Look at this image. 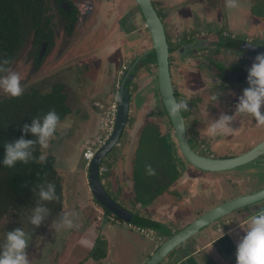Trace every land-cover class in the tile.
<instances>
[{
  "label": "rangeland",
  "instance_id": "obj_1",
  "mask_svg": "<svg viewBox=\"0 0 264 264\" xmlns=\"http://www.w3.org/2000/svg\"><path fill=\"white\" fill-rule=\"evenodd\" d=\"M72 1L81 10V16L75 26L76 31L74 35L69 37L64 31V23L56 18L54 20L55 26L52 28L54 31L53 43L56 45L53 48V53L51 52L42 66L37 69L33 66H19L12 69V71L20 75L24 92L29 91L31 88L46 91L55 82H64L73 85L74 80L79 79L80 73L83 71L81 70L79 72V67H75L81 65L82 61L80 58H83L86 54L92 58L97 55L95 57L97 66L104 63V54H92V40L91 42H87L88 45L85 43L86 45H78L75 48L73 40L77 38V35L78 37H80V34L84 35L85 33L91 35L93 34V30L98 29H104L109 35H117L122 29L128 27L117 12V15L113 13V3L115 0ZM152 2L155 3H153L154 6L156 5L155 8L157 7V9L163 10L165 14L163 22L165 23V30L169 38L168 41L173 47L171 53L173 59V66L171 68L172 84L177 93L178 102L184 100L188 103V111H183L187 136L192 137L196 142L199 147L198 150L201 149V153L213 157L234 156L246 151L263 140L264 126L258 125L250 115H236L235 120L230 125L233 133L226 137L217 136L211 138L205 135L204 130L210 122L219 119L221 114L235 115L238 98L245 89L240 82L234 81L231 82L229 87L226 88L223 86L220 88L222 84H220L221 82L217 77L213 76L212 65L215 63L224 68L236 66L239 69H244L248 68L249 62L253 63L255 61V58L243 53L234 54L224 52L220 49H217L213 53V48L216 44L215 41L209 42V37L212 34L215 36L223 34L235 35L246 41L250 40L255 46L258 45L257 47L262 49L263 52L264 0L240 1L247 10L244 13L247 14V18L241 24L228 22L227 17L233 10L229 11L225 7V0H152ZM130 4L136 5L134 0H119L120 9L118 12L123 11L125 9L124 7L127 5L130 6ZM222 7L225 8V12H223L224 8ZM105 10H108V12L106 13ZM176 10H178V13H173ZM205 10L207 11L206 13ZM93 13L96 14L94 15ZM120 15L122 16L124 14ZM238 21L235 20L236 23ZM143 26L144 23L141 21V27ZM77 30H79L78 33H76ZM185 34H190L191 37L195 36L197 39L201 38L199 46L201 48L208 47L207 50L209 49V52L201 51L199 54L198 52L189 51L188 56L187 54L185 55L186 57L191 56L190 61L182 55L180 56V52H177V47L183 45L182 42L184 41L180 39ZM144 39V50L147 51L146 55H152L150 50L151 42L147 33L146 35L144 34ZM210 39H216V37ZM189 44L187 43L185 45ZM69 53L73 56L72 58H70ZM212 58L216 62L209 63ZM137 63L135 64L136 66ZM205 64L208 67L204 66ZM75 71L78 74H75ZM155 72L156 66L154 62L146 66L139 65L136 69L135 76L132 79L134 84V88H132V123L135 125H149L151 128H154L152 134L156 138L154 140L149 138V140H152L155 149L154 151H149L150 153L147 156L150 157L149 164L156 170L157 175L162 177V188H158L152 196H139L138 199L143 198L150 201L158 195L162 196L160 195L161 193L167 192L169 199L173 198L177 200L180 192L183 193L181 195H185L186 193V195L196 197L197 200L192 202L189 210H186V212L191 214L198 213L199 211L197 210L199 208L200 210L203 208L204 211H207L221 203L224 199H231L263 187L264 156H261L256 164L250 165L249 167H239L220 173L199 171L184 160L177 149L173 129L161 106ZM202 91L204 92L202 101H193L192 98L200 95ZM211 91L217 96V101L214 103L209 101L208 98V94L212 93ZM7 96L3 91H0V97ZM72 99L74 100L75 98ZM147 119L150 120V124H147L148 122L146 123ZM136 130L137 128L135 126L133 131ZM165 135L168 143L174 145V156L171 148L167 144L160 143V141H163ZM147 136L150 137L151 135L143 132V136H138V139L143 137V139H147ZM149 140L144 144H147ZM54 145L55 143H50L47 154L49 150L56 151L53 148ZM147 145L150 146L151 144L148 143ZM155 151L156 153H154ZM73 163L76 164V158L73 160ZM178 166H181V169ZM70 169L71 171L68 170L66 173L63 171L60 174L63 197L60 211L62 212L51 214L45 219L47 225H44L45 227L42 229L44 235L41 236L40 233L36 232L37 228L32 226L29 221L32 209L36 205L31 206L29 202H26L22 203L19 208L10 209L6 215L0 218V246L5 242L8 231L21 227L31 235L30 243L26 251L31 246L35 248L32 252H28V254L34 253L35 256L40 255L42 257L44 255L45 259L38 261L39 264H49L53 259H57L58 256L60 258L58 264H71L77 259H80V253L74 252L72 254L73 258H67L66 261L64 254L70 245L77 240L78 235L87 233L88 237L94 236L97 227L102 226L103 223H107L108 216L93 201L92 195L89 193L86 185L87 171L84 169L82 159L78 166L75 165V168ZM159 198L160 200L163 199L161 197ZM135 199H137L136 196H131L133 202ZM171 208L174 209V204H171ZM61 213L71 214L76 227L72 229H57L55 222L59 221ZM207 228L209 230V227Z\"/></svg>",
  "mask_w": 264,
  "mask_h": 264
},
{
  "label": "crops",
  "instance_id": "obj_2",
  "mask_svg": "<svg viewBox=\"0 0 264 264\" xmlns=\"http://www.w3.org/2000/svg\"><path fill=\"white\" fill-rule=\"evenodd\" d=\"M113 4V13L116 14L117 12L128 27L122 29L117 35H109L104 29H98L93 30V34L91 35L86 33L84 35L80 34V37L77 36L73 40L75 48L78 45H86L85 43L92 40V54H104L105 60L103 64L97 66V62H95L97 55L93 58L87 56V54L84 55L83 58H80L82 61L81 65L75 67H79V72L83 70L80 73L79 79L74 80L73 85L62 82L66 86V103L70 112L61 122H65L67 118L70 121V127L56 133V138L50 142L55 143L53 148L56 151L49 150L47 154V157L53 156L55 159L54 169L59 179H61L60 174L63 171L65 173L68 170L71 171L70 168H75V165L78 166L81 161L80 144L83 139L97 132L98 118L103 106H106L109 101L115 98L117 90L116 82L122 76L119 74L121 68L125 66L126 69H133L136 66V62L147 54V51L144 50V34L146 35L147 32L144 26L141 27V21L143 20L137 6L130 4V6L124 7L123 11L118 12L120 9L119 0H115ZM246 11L244 5L241 4L238 9H234L233 14L238 17L239 21L236 23L231 20L232 24L244 23L247 18V14H244ZM105 12L107 13L108 10H105ZM173 13H178V10ZM120 14L124 15L121 16ZM213 36L212 34L209 38H214ZM209 40L214 41L213 39ZM189 51L201 53L203 50L201 47L194 46L190 42L189 45L182 47L180 56L182 55L188 59L185 54L188 56ZM214 52L216 50H213ZM134 54L137 56L135 60H133ZM72 57L70 54V58ZM214 65L216 64L214 63ZM138 66L135 68L137 69ZM217 68L220 69L222 66L217 65ZM75 74L78 73L75 71ZM132 88H134L133 82L130 84L131 92ZM72 98L75 99L73 100ZM132 117L131 94L129 106L130 123L124 129L125 135L121 137L122 139H119L121 140L120 145L115 146L106 156L109 172L106 176V183L103 186L107 190V193L121 206L145 220V226L147 221L159 223L161 228L158 235L163 241L165 238L184 228L196 216L205 211L203 208L201 210L199 208L197 210L199 211L198 213L190 214L186 212V210H189L192 202L197 200L196 197L186 195V193L185 195H181L183 194L181 192L177 200L173 198L169 199L167 192L159 193L162 196L158 195L150 201L143 198L138 199L139 196H152L158 188H162V177L156 173L152 179L151 176L147 175L145 170L147 163H150V157L147 155L150 153L149 151H154L155 149L152 142L156 138L152 134L154 128L146 125H135L132 123ZM134 125L137 128L136 131H133ZM143 132H147L151 136H147V139H143L144 137L138 139V136H143ZM149 138L152 140L150 141ZM148 140L153 149L151 145H147L148 143L144 144ZM75 158L76 164L73 163ZM131 196H136L137 199L133 202ZM159 197L163 199L160 200ZM171 204H174V209L171 208ZM258 207L250 206L240 209L208 226L209 230L207 227L201 229L175 249L161 264H236V246L245 235L243 228L246 227L247 220L258 211ZM59 212L50 213L58 214ZM225 221L228 224H224ZM107 223L98 226L94 236L88 237L87 233L78 235L77 240L65 252V260L71 258L74 252H78L80 253V259L71 264H143L157 248L155 243L123 226L121 220L112 218L111 220H107ZM218 224H224L222 235L217 232ZM151 230L155 232L154 229ZM82 241H88L89 244L85 245ZM33 258L35 257L32 256L31 260ZM44 259V255L41 259L37 258V260L41 261ZM59 259L58 256L57 259H53L49 264H58ZM36 262L32 261L30 264H35ZM36 264L39 263L37 262Z\"/></svg>",
  "mask_w": 264,
  "mask_h": 264
},
{
  "label": "trees",
  "instance_id": "obj_3",
  "mask_svg": "<svg viewBox=\"0 0 264 264\" xmlns=\"http://www.w3.org/2000/svg\"><path fill=\"white\" fill-rule=\"evenodd\" d=\"M21 1L23 2V0H0V58L8 57V59H11L15 57L16 59H19L21 57L22 51L26 47L30 28H34V30L36 31L34 39L35 47L39 46L40 41H46L48 43L47 51L50 50L53 45L54 40L53 32L51 29V18H44V16L42 15L43 2H39L37 0L33 2L35 10H38L36 12L37 15H35L36 17H34L36 21L33 24H31L30 22L27 24V21L25 20L26 18H22V15L19 12L20 8H24ZM51 1L55 2V5H59L61 1L65 0ZM17 5L19 6L18 9ZM67 7L68 10L66 12L64 9L61 10L63 15L62 20L65 23L64 26L66 34L71 35L79 18V9L71 1H67ZM218 44L222 45L227 50H231L232 52L242 49L239 40L228 39L227 41H223L222 43ZM262 53H264V51ZM36 56L37 53H35V57ZM254 56L256 57L257 55ZM151 62L155 63L153 53L152 55H146L144 58L139 60L137 65L146 66ZM169 62L171 67L170 58ZM39 64L40 63L38 62L36 65L38 66ZM204 66L208 67V65ZM134 68L131 71L133 76H135L136 72V68ZM216 70H219V68L216 67ZM4 74L6 73H0V76ZM217 75L218 73L216 74V76ZM246 77L247 75H245V78ZM245 81L244 79H242L239 82H242L244 84ZM223 83L229 82L223 80ZM131 94L132 92L130 89V97ZM203 94L204 92L202 91L200 95L192 98L193 101H202ZM174 95L177 99V93L175 90ZM213 96H216L213 94V92L208 94L209 101H211L212 103L217 101V99H212ZM162 109L164 110L163 106ZM49 110H55L60 116L61 120L70 112V109L66 103V86L64 83H52L50 85V88L46 91L31 88L29 91H25L19 98H11L9 96L0 97V218L6 215L10 211V209H16L17 207L19 208L22 203L29 202L31 206L36 205V201L39 199L37 185L44 184L46 182L55 184L56 194L59 197V200L46 203L45 206L51 209L49 211L52 213H56L61 210V203L63 199L62 188L60 179L54 169L55 159L53 156H48L44 163L32 161L29 164L24 165L18 162L13 168H8L2 163L5 152V143L14 142L15 140L19 139L22 135L21 128L24 124H31V120L33 117H43V115H45ZM182 116L184 117L183 113ZM130 119H128V124L130 123ZM146 123L150 124V120H146ZM23 135L25 139H35L30 133ZM124 135L125 132L123 131L121 137H123ZM121 137L120 139H122ZM120 141L121 140H119V143ZM160 143L167 144L171 148L172 154L174 156V145L168 143L166 135L163 138V141H160ZM41 151L42 150L37 145L34 156L38 158L41 154ZM250 165L254 164H248L245 167H249ZM178 167L181 169V166ZM93 201L99 207H101L94 198ZM250 206H259V211L261 208H264V201L255 203ZM102 210L107 216H111L112 218L119 220L106 209L102 208ZM147 224L149 226L143 227L154 229L157 234L160 233L159 229L161 228V225L159 223L147 221L146 225Z\"/></svg>",
  "mask_w": 264,
  "mask_h": 264
},
{
  "label": "clouds",
  "instance_id": "obj_4",
  "mask_svg": "<svg viewBox=\"0 0 264 264\" xmlns=\"http://www.w3.org/2000/svg\"><path fill=\"white\" fill-rule=\"evenodd\" d=\"M225 7L229 11L238 9L239 0H225ZM8 64L10 60L7 58L0 61V73H6L0 76V91L11 98H19L24 93L21 77L17 72L5 67ZM246 81L248 87L238 98L235 115L221 114L219 119L208 124L204 130L205 135L211 138L231 135L233 129L230 125L236 115H250L258 125L264 126V111H262L264 110V53L255 57V61L247 71ZM212 99L216 100L217 96H213ZM169 109L173 114L188 111V103L184 100L173 101L169 104ZM68 127L70 121L66 118L65 122H61L55 110H49L43 117H33L31 124H24L21 128L22 135L19 139L5 143L3 165L13 168L18 162L24 165L32 161L44 163L50 142L56 138L58 131ZM27 133L35 139H25L23 134ZM37 145L42 150L38 158L34 156ZM145 170L149 176L156 175V170L150 164L145 166ZM37 188L39 199L29 217L30 224L35 228L41 226L42 222L51 215L45 204L59 200L54 183L46 182L37 185ZM55 227L72 229L76 225L71 214L61 213L59 221L55 222ZM243 229L245 235L236 246V264H264V208L249 217ZM30 239L31 235L21 227L8 231L5 242L0 246V264H30L26 253ZM82 243L89 244L88 241Z\"/></svg>",
  "mask_w": 264,
  "mask_h": 264
},
{
  "label": "water",
  "instance_id": "obj_5",
  "mask_svg": "<svg viewBox=\"0 0 264 264\" xmlns=\"http://www.w3.org/2000/svg\"><path fill=\"white\" fill-rule=\"evenodd\" d=\"M134 2L142 17L144 28L151 42L150 50L155 58V76L159 99L173 129L177 149L181 156L189 165L202 172H226L247 166L248 164H255L261 156H264V139L246 151L228 157H213L201 154L191 148L187 138L185 121L181 112L173 114L169 109V104L171 102L178 101L174 95L168 43L162 19L154 8L151 0H134ZM63 4L66 5V1ZM44 50L45 45L42 46L39 58L42 57ZM252 53L256 55L261 54L262 49L254 47ZM131 71L132 69H125L121 76L120 84L117 89V114L113 131L109 139L90 161L86 177L92 198H94L102 208L106 209L123 222L143 227L145 226V220L115 201L107 193L98 177V167L102 159L113 147L117 146L122 132L128 125L130 84L134 77ZM233 81L239 82L240 79H235ZM262 201H264V186L250 193L238 195L222 201L209 210L201 213L181 230L165 238L143 264H161L167 256L201 229L211 226L216 221L235 211ZM146 226L149 225L147 224Z\"/></svg>",
  "mask_w": 264,
  "mask_h": 264
},
{
  "label": "flooded vegetation",
  "instance_id": "obj_6",
  "mask_svg": "<svg viewBox=\"0 0 264 264\" xmlns=\"http://www.w3.org/2000/svg\"><path fill=\"white\" fill-rule=\"evenodd\" d=\"M37 1H41V2H43V7H42V9H43V16H44V18L45 17H48V18H51V29L52 28H54V26H55V24H54V20L57 18L60 22H63L64 23V21L62 20V12H61V10L62 9H64L65 10V12L68 10V7H67V1H71L72 3H74L75 5H76V3L75 2H73L72 0H65L66 1V5H64L63 3L65 2V1H61L60 2V4L59 5H55V2H52L51 0H37ZM152 1V0H151ZM241 0H239V3L241 4V2H240ZM22 2V1H21ZM33 2H35V0H23V2H22V4H23V6H24V8H20V10H19V12H20V14L22 15V18H26L25 20L27 21V24L30 22L31 24H33L36 20H35V18L34 17H36L35 15H37V11L38 10H35V8H34V4H33ZM154 2H152V4H153ZM16 4H17V2H16ZM155 4V3H154ZM242 5V4H241ZM77 6V5H76ZM154 6V5H153ZM156 6V5H155ZM155 6H154V8H155ZM18 5H17V9H18ZM77 8L79 9V18H80V16H81V10H80V8L77 6ZM222 8H224V7H222ZM156 9V11L158 12V14L160 15V17H161V19H162V22L164 21V12H163V10H159V9H157V7L155 8ZM224 11L223 12H225L226 10H225V8L223 9ZM94 14V13H93ZM231 14V16H229ZM229 15H228V17H227V19H228V22H230V23H232L231 22V20L232 21H235V20H239L238 19V17L235 15V14H233V12L232 13H230ZM79 18H78V21H79ZM77 21V22H78ZM77 22H76V24H77ZM64 25H65V23H64ZM63 25V26H64ZM76 26V25H75ZM163 26H164V29H165V23L163 22ZM64 31H65V26H64ZM76 31V28L74 27V29H73V31H72V33H71V35H68L69 37H71L72 35H74V32ZM52 32H53V40H54V31H53V29H52ZM79 32V30H77V32L76 33H78ZM75 33V34H76ZM165 33H166V30H165ZM84 34V33H83ZM28 38H27V43H26V47L24 48V50L22 51V54H21V57L18 59H16L15 57H13V58H11V59H9L10 60V64H8V65H6L5 67H7V68H9V69H14V68H17V67H19V66H33L34 68H39L40 66H42V64L47 60V58H48V56H50V54H51V52L53 51V48H54V46L56 45V44H54L53 43V45H52V47H51V49L50 50H48L47 51V49H48V43L46 42V41H40L39 42V46L38 47H35L34 46V39H35V35H36V31L34 30V28H30L29 29V33H28ZM78 36V35H77ZM215 36V35H214ZM213 36V37H214ZM211 37V36H210ZM216 37V39H213L214 41H215V47L213 48V50H222V51H224V52H229V53H234V54H247V56H249V57H253V58H255V56L254 55H256V54H253L252 53V49L254 48V47H257V46H255L254 44H252L251 43V41L250 40H245V39H241V38H239V37H236L235 35H228V34H223V35H218V36H215ZM166 39H167V43H168V51H169V49H170V51H169V58H170V60H171V67H170V69L172 68V66H173V59H172V56H171V53H172V51H173V47L170 45V43H169V38H168V36H167V33H166ZM201 39V38H200ZM200 39H197V38H195V36H190V34H185V36H183L182 37V39H180V40H182V41H184V42H182L183 43V45H179V47H177V52L179 53L180 51H181V49H182V47H184V46H186L185 44H187V43H192L193 42V45L194 46H199V41H201ZM210 39V38H209ZM228 39H230V40H240V43H241V48L242 49H240V50H238V51H231V50H227L226 48H224L222 45H220V44H218V43H222L223 41H227ZM192 40V41H191ZM209 42L211 41V40H208ZM43 45H45V50L43 51V54H42V57L41 58H39V53H40V51H41V49H42V46ZM200 47V46H199ZM208 48V47H207ZM207 48L205 47V48H202V50L203 51H205V52H208L209 51V49L207 50ZM258 48V47H257ZM62 49V48H61ZM204 49H206V50H204ZM35 53H37V56L35 57ZM53 53V52H52ZM181 53V52H180ZM179 53V54H180ZM7 59H8V57H6ZM6 58H0V61H2L3 59H6ZM188 58V60L190 61V59H191V56H189V57H187ZM248 58V57H247ZM206 60H210V59H206ZM251 60V59H250ZM212 61H214V62H216V60H214L213 58L209 61V63H211ZM249 61V60H248ZM40 63L38 66L36 65L37 63ZM208 64V63H207ZM207 64H205V65H207ZM253 63H251V62H249V66H248V68H244V69H239V68H237L236 66H230V67H228V68H224V67H222V68H220L219 70H216V67H217V65L218 64H216V65H212V71H213V76H215V74H216V71H217V73H218V75L217 76H215V77H217L218 78V80L221 82L220 84H222V86H221V88L223 87V86H225V87H227V86H229V83L231 84V82H233V80H235V79H240V80H242V79H244V81L246 80V78H245V75H247V71H248V69L251 67V65H252ZM5 75V74H4ZM239 77V78H238ZM223 80H225L226 82H229V83H223ZM217 81V80H216ZM241 84H242V86H244V88H247L248 87V84H247V81H245V83L243 84L242 82H241ZM174 88V87H173ZM8 97V96H7ZM178 101V100H177ZM183 113V111H181V114ZM184 118V117H183ZM185 121V120H184ZM186 127V126H185ZM187 132V131H186ZM187 138H188V142H189V144H190V146L192 147V149H194V150H196L197 152H199V153H201L202 151H201V149H199L198 150V145L196 144V142L192 139V137H188L187 136ZM202 147H204V146H202ZM201 154H204V153H201ZM261 158V157H260ZM259 158V159H260ZM258 159V160H259ZM257 160V161H258ZM256 164V163H255ZM175 187H176V185H175ZM226 200H228V199H226ZM223 201H225V200H223ZM247 208V207H246ZM46 222V223H45ZM44 225H47V221H43L42 222V224H41V226L40 227H37V229H36V232H38V233H40L41 234V236L42 235H44V232H43V228L45 227ZM38 230V231H37ZM32 241L34 242V240L32 239ZM32 242V243H33ZM30 243V242H29ZM34 244V243H33ZM33 249H35L34 248V246H31L29 249H28V251H26V253L28 254V252H32L33 251ZM41 254V253H40ZM32 256H34L35 258H33V260H31V258H32ZM28 257H29V260H30V263H32V261H40V260H37V258H42V256H40V255H38V256H35L34 255V253L33 254H28Z\"/></svg>",
  "mask_w": 264,
  "mask_h": 264
},
{
  "label": "built area",
  "instance_id": "obj_7",
  "mask_svg": "<svg viewBox=\"0 0 264 264\" xmlns=\"http://www.w3.org/2000/svg\"><path fill=\"white\" fill-rule=\"evenodd\" d=\"M125 69L126 67L123 66L119 71V74L122 75ZM119 84H120V80L116 82V89H118ZM116 114H117V90H116L115 98L109 101L106 104V106H103L101 110V113L98 118L97 132L94 135L83 139L80 144V158L83 161V166L86 171L89 167L90 161L92 160L96 152L109 139L115 125ZM117 146H119V143L117 144ZM108 172H109L108 159L105 156L98 167V177L102 185L106 183L107 180L106 176ZM107 219L111 220L112 217L108 216ZM122 224L131 231L136 232L139 235L147 238L151 242L155 243L156 247H158L162 242V238L151 229L133 224H128L126 222H123ZM224 224H228V222L225 221ZM224 224L217 225L218 233L221 234L224 232V227H223Z\"/></svg>",
  "mask_w": 264,
  "mask_h": 264
}]
</instances>
